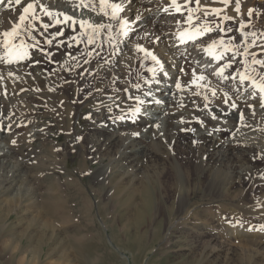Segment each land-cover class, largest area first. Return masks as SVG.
I'll use <instances>...</instances> for the list:
<instances>
[{
  "label": "bare ground",
  "instance_id": "bare-ground-1",
  "mask_svg": "<svg viewBox=\"0 0 264 264\" xmlns=\"http://www.w3.org/2000/svg\"><path fill=\"white\" fill-rule=\"evenodd\" d=\"M146 1L150 2V7L155 11L153 16H150V13L141 7V14L134 16L132 20L129 21L126 19L127 17H122V15L118 16V19L122 18L126 21L128 28L138 30L152 17L157 20L160 15H164L165 18L176 15L170 0ZM31 2L39 4L41 0H21L19 5L15 3V0H0V10L6 7L4 13L0 14V56L5 54L3 33L11 31L16 24H20L19 16L24 14V7ZM160 2L162 5H166L168 11L159 13L163 6L156 8V5ZM177 2L182 6L181 13L185 16L186 22L182 28H179V32L163 34L156 40L153 47H149V44L143 43L141 45L139 42L132 41L129 32L125 33L127 27L125 32L121 33L118 19H111L112 10L108 4H105V11L108 15H102L100 0H42V5L48 7L53 19L49 20L44 13L39 12V8H37L36 15L41 18V23L51 26L44 29L39 24L33 23L30 17L26 19L23 24H20V35L15 39H9L11 43L18 44L23 40L30 45V48L25 50L28 53V58L11 64L0 61V111H2L3 105L9 111H7L8 114H3V118L0 117V127H7L5 122L13 113L21 117L20 119L23 118V120H19V125L17 124L16 128L26 130L28 126L36 125L37 121L34 117L38 113L44 112L54 116L53 121L55 126H59L58 129L70 133L67 142L71 145L74 144L71 150L73 152L74 149L77 154L76 158L79 157L78 173L71 174L70 171H67L62 182L45 176H41L35 182L33 180V184H29L27 189L35 193L37 190L40 192V199L35 200L34 204L37 202L39 206L43 207L79 206L92 208L96 205L97 207L115 206L117 202L124 205L135 200V203H140L142 207L146 203L147 206H160L167 212L171 232H175V226L185 225L186 220L191 219V217L194 219L193 227L201 223H207L206 225L208 222L217 223L224 231V235H221L222 238L236 239L250 245L251 260L253 259L255 263L260 254L264 253V154L259 155L264 150V144L252 145V143L244 141L243 135L240 138L239 134H244L242 129L245 125L247 127L254 125L256 129L264 130V110L262 111L260 93L258 88L253 86L252 79L254 78L255 85L264 83L258 77V75L264 76V71L258 69L260 66L251 63L252 56L262 60L259 55L264 53V33L256 37L251 30L253 23L250 24L251 26L249 23L246 24L245 15L247 13L245 12L247 9L245 10L246 1L244 0H228L227 4L221 3L220 0H201L200 11H195L196 6H192V2L195 0L188 3L187 8H183L185 0H177ZM108 3L123 5L124 10L129 4L131 6L128 9L134 8L133 0H108ZM237 3L239 4L238 13L235 11ZM189 8L193 9L194 12L191 22L187 20ZM92 9L95 10L92 11ZM204 9L209 10L206 16ZM213 10H219L218 20H215L216 15ZM84 13L86 14L84 15ZM63 15L72 17L76 24H65L62 19ZM137 17L140 20L136 22ZM56 19H60V23H56ZM81 20L95 24L99 30L94 34L91 30L82 32L78 27ZM242 24L245 27L241 28ZM28 25H31L34 31L30 29L28 31ZM232 25H238L241 32L246 33L247 37L249 36V41L242 44L236 38V41L230 43L238 45V50L243 51L244 54L237 56L235 63H227L226 65L230 64V66L227 67L222 76L206 78L203 70L194 69L189 61L184 58L179 61L180 57L176 59V56H173L177 50L173 49L174 45L183 50L189 45L193 46L192 43L200 39L194 42H200L198 44L200 50L196 48L197 54L192 59L193 62L202 63L207 59L215 60L213 56H219L216 55L217 49H225V44L224 47L219 46V42L225 37L220 34L213 37L207 36L222 26L225 28L224 35L226 36L233 32ZM198 30L200 31L198 32ZM180 32L185 35L182 37ZM105 33L111 35L109 38L112 41L101 37ZM89 36L92 37L91 43L88 40ZM32 38H38L35 45L31 43ZM75 40H80L84 44L82 50L72 44ZM134 40L136 39L134 38ZM253 41L255 46H253ZM214 42H216L217 47L206 52L205 49ZM245 45H247V53H245ZM141 46L146 48L144 59L141 58V51L138 55L135 54V50ZM108 52L112 53L113 57L105 59L103 56L107 55ZM147 53L155 55L159 63H154L152 57ZM137 64L138 67L136 68ZM34 67H37L39 72L34 70ZM260 68L264 70V67ZM150 69H155V71H150ZM228 72L232 74H227ZM244 72L250 79L242 83L240 74ZM225 75H228L229 87L224 83ZM201 76L204 77L203 80L199 79ZM162 80L166 81L168 85L163 84L161 87H157V81ZM177 83L181 85L179 90L176 87ZM145 87L158 88L160 93H167V98L164 99L165 101L156 102L150 98L136 97L130 100L126 99L127 102L124 103L123 98L129 93L136 96V93L146 89ZM247 92L253 96L248 97L249 93ZM199 93V98H197ZM156 95L159 94L156 93ZM22 96H27L29 102L41 101L44 108L34 107L30 109L24 107ZM90 98L93 99L95 108L88 109L93 113L86 123V129L80 133L74 126L80 119H78L77 113L79 109H83V106L86 108L93 107L86 103ZM108 98L113 100L112 103L106 101ZM204 98L207 99L206 105L203 104ZM1 101L7 103L1 104ZM104 103L108 105L102 106ZM129 105L137 110L156 108L159 110V117L167 111L165 120L163 119L161 123H158L159 126L163 124V134H160L158 124L148 126L151 123L150 120L137 113L140 111L136 113L118 111L120 107L124 110V107ZM208 109L226 115L227 118H225L226 116L208 118L202 114ZM180 110L184 112L175 114L176 111ZM242 114L243 121L239 122ZM98 115L102 116H100V120L97 119ZM101 121L103 124H100ZM175 121L176 123H174ZM97 122L100 123L97 124ZM119 125L120 128H123L125 137L115 134V129ZM36 130L34 135H29V131L22 135L15 134L18 135L16 142L27 148L34 140L45 141L47 137L43 129ZM226 136L229 138L226 139ZM225 139L229 140L226 145ZM115 146L123 148L120 152L117 150L118 158H121L120 161L123 160L129 164L135 162L136 167L142 168L143 172L137 174L132 166H129L131 167L129 172L121 171L120 169H124L123 166L119 169L110 167L105 170L99 168L93 173L92 178L90 177L92 180L90 179V182L83 184L82 178L84 176L80 174L85 175L88 172L86 160L97 155L102 148L109 150ZM65 150L67 149L62 148V152ZM16 152L14 148L6 147V144L0 145V159L2 160L5 158L16 159ZM32 153L28 152L27 154L29 156ZM56 153L54 155V151H52L54 155L53 165L57 164V155L60 154V152ZM100 157H95L98 164L102 162ZM132 157H136L138 160L134 159L133 161ZM141 160L142 162H140ZM40 161L39 165L30 166L27 169L35 171L40 170L42 166L46 168L43 160ZM64 162L67 163L65 159ZM149 163L152 165L147 166ZM18 166L22 165L19 164L16 168ZM108 166L110 165L108 164ZM53 168L54 166L47 170L55 173ZM156 168L160 169V172H156ZM101 179L105 184H100ZM95 181L97 183H94ZM24 182L25 184L29 183V180L26 181L25 179ZM232 185L241 186L245 194L251 195L247 203L245 201L244 203L240 202L243 199L242 194L234 195L229 192ZM216 190H219L223 198H216L220 197L217 196ZM197 196L201 198L196 200ZM23 199L11 197L6 202L8 205L21 203ZM24 201L27 204L33 202L29 197ZM226 202L241 203L238 206L235 205L237 217L231 218L230 222L227 221L229 219H222L215 214L216 210H214L215 207L218 208L219 204ZM197 208L200 209V212H197ZM85 217L87 218L83 220L88 222L89 216L86 215ZM158 218V216L151 217V221L156 222ZM46 219L50 218L46 217ZM53 220L55 219L53 218ZM249 224L257 226V229L255 228L251 234ZM43 225H46L43 226L46 227L43 228L44 233L49 232L53 235L55 229L45 222ZM212 229L214 230V227ZM211 232L203 231L199 234L205 235L208 242L211 243V241L220 238V235L216 236ZM47 238L50 240L51 236ZM95 238L100 240L102 237L97 233ZM12 239L20 241L19 236ZM83 239L85 242H89L88 237ZM20 244L18 245L19 248ZM207 245H204V248ZM36 249L40 251V248ZM223 250L212 247L209 252L211 254H214V251L217 252V257L224 253V262L235 257L242 259V255L236 251ZM66 264L69 263L66 262Z\"/></svg>",
  "mask_w": 264,
  "mask_h": 264
},
{
  "label": "rangeland",
  "instance_id": "rangeland-1",
  "mask_svg": "<svg viewBox=\"0 0 264 264\" xmlns=\"http://www.w3.org/2000/svg\"><path fill=\"white\" fill-rule=\"evenodd\" d=\"M133 1H134V8L132 7L128 9L131 6L129 4L126 7V9L123 11V13L118 14V16L122 15V17L125 18L127 17L126 19L130 21L134 18V16L137 15L139 16L141 14L140 12L141 7L146 9V12L150 13V16H153L155 14L154 9L150 7L151 6L150 2L146 0H133ZM244 1H246L245 10L247 9V11L245 12L247 13L245 15V19H246L245 21H247L246 24L249 23L250 25L253 23L252 24L253 26L250 25L251 30L253 34L256 35V37H259L264 33V25H263L264 0H244ZM192 3H193L192 6L194 5L196 6V4H194L195 2ZM162 6L163 8L159 13H164L165 12L164 9H166L167 7L165 4L162 5V2L156 5V8ZM4 8L5 9L2 8V10H0V14H2V12L4 13L6 7ZM249 10H253L252 11L253 16H251L253 20L251 19V17L248 16ZM85 14L86 13H84V15ZM175 14H176L175 16H170L168 18H165L164 15H160V17L157 20H155L152 17V19L149 20L148 23H146L145 25L142 24L143 26L139 27L140 29L138 28L137 30L127 27L128 28L127 31L125 32L124 30V32L125 33L129 32V35L132 36L131 38L132 41L139 42L141 45L143 43H146L149 44V47L150 46L153 47V44L156 42L158 38H160L161 35L166 33L168 34V33L179 32L180 30L179 28H182L183 24L186 22L183 13L175 12ZM218 17L216 15L215 20H218L217 19ZM138 20H140L139 17H137V20L135 21L137 22ZM112 28L111 31L113 30ZM232 28L234 29L233 32L225 36L224 35L225 28L223 26L218 27L215 32L210 33L207 37L218 36L219 34L223 35L225 38L222 41L226 45L225 47H228L230 43L236 41V38H238V41H240V43L242 44L243 43L245 44L246 41H249L248 38L249 36L247 37L246 33L243 32L245 35L243 36L241 35L242 32L238 27V25H232ZM27 30L29 31V28H27ZM116 30L118 29L116 28ZM182 33L183 32H180L179 34ZM109 36H111L109 33H105L101 35L103 39L112 41V39H110ZM134 38L136 40H134ZM37 40L38 38H32L31 43L35 45ZM197 40H195L194 42H196ZM194 42L192 43L193 46L189 45L186 49L184 48L183 50H181L180 47L177 48V45H174L173 49L174 50L177 49V50L176 53L173 54V56H176V59L180 57L178 59L179 61H181V59L183 60V58L189 61L194 67V69L203 70L205 74L204 76L206 78H214L215 76H219V77L222 76V74L226 72L225 71L227 69L226 64L233 62L235 63L236 62L235 59L237 58V56L244 53L243 51L238 50L236 52V57L232 59L233 52L231 48L229 49L230 51L228 50L229 52L227 53L225 52V49L219 48L217 49L216 55H219L220 53H224V54L226 53L225 55H223V58H219L215 60L207 59L202 63H198V62L194 63L192 59H194L195 54H197L196 53L197 49H199L200 47V45H198L200 42L199 43L198 42L194 43ZM72 44L76 45V47H78L81 50L84 48V44L80 40H75ZM140 48L144 50L141 51L142 53L141 58L144 59L146 55L145 53L146 48L144 46H141ZM140 48H137L135 50L136 55L139 54L138 49ZM180 50L181 52H179ZM259 56L262 57L261 58L262 60H264L263 57L264 53H262V55L260 54ZM103 57L105 59H109L110 57L113 56L112 53L108 52L107 55H104ZM252 58L253 56L251 57V60ZM137 67L138 64L136 65V68ZM258 69L260 71H264L260 67H258ZM34 70L39 72V69L37 67H34ZM217 73H222V74L218 75ZM227 74H232V73L228 72ZM227 76L228 75H225L224 83H226V86L229 87L230 84L227 81ZM258 77L259 79H261L262 76L258 75ZM163 84L168 85V83L164 80L160 82L157 81L156 83L157 87H161ZM145 88L146 89L144 90L138 91L136 93V96H133V94L129 93L126 97H124L125 99L123 98L124 103L127 102L126 99L130 100L136 97L141 99L150 98L156 102L163 101L164 99L167 98V93L164 92L160 93L158 88H149V87H145ZM156 93L159 95L155 96ZM247 93H249L248 97L253 96L252 94H250V92ZM199 95L200 93L198 94L197 98H199ZM26 97L27 96L21 97L24 100V105H25V106L23 105L24 107L30 109L34 107L44 108V105L41 101L29 102V100H27ZM106 101H109L108 103H112L113 100L111 98H108ZM2 103H7V102L1 101V104ZM86 103H89L93 107L86 108V106H83L84 110L81 108L83 112L81 111V109H79L77 116L78 119L79 118L80 119L74 126L77 132L80 133L86 129V123L91 118V115L93 113V111L91 110L95 108L94 106L95 103L93 102L92 98H90ZM203 104L205 105L207 104V99L205 98L203 99ZM107 105L108 104L104 103V105L102 106H107ZM2 107H3L2 111H0L1 118L4 117L3 114L5 113L8 114L7 113L8 110L6 109L7 107L4 105ZM124 108L125 109L122 110L123 108L120 107L118 111L121 113L129 112V111L134 113L137 112V109L134 108L133 106L130 107V105ZM263 110H264V106L262 107V111ZM138 111L140 112L137 113H140L144 118L146 117V119L150 120L151 123H149L148 126L158 124L159 122L161 123L163 119L166 117V113H167L166 111V113H163L159 117L160 115L159 110H156V108L155 109L151 108L150 110L138 109ZM182 112L184 111L183 110L176 111L175 114ZM202 114L208 118L210 117L214 118L215 116H221V117L226 116L219 114L217 111L211 109L204 111ZM100 116L101 115H98L97 117L98 120L101 119L102 116L101 117ZM17 117L18 116L11 113V115H9V117L5 122V124H7L6 125L7 127H3V126L0 127V145L3 146L6 144V147L14 148L15 151H17L16 159H11V158L10 159L5 158L4 160L0 159V204H1L0 264H55V263L63 264L64 262H65L64 264H66V262L69 264H84L88 262L90 264H240L241 262L242 264L254 263V260L253 259L251 260L252 253L249 252L250 245H247L244 242L236 239L230 240L227 238L226 239L222 238L221 235L222 234L224 235V231H222L221 226L217 223L215 224L214 222H210V223L208 222L209 226L206 225L207 223L206 224L201 223L193 227L194 219L193 217H191V219L186 220L185 225H179L178 223V225L181 227L178 226L179 227L178 228L175 226L174 227L175 232H171V229L169 227L170 222L167 216V212L165 211L164 208L160 206H156V207L154 205L147 206L148 204L146 203L145 206L142 207L140 203L139 204L135 203V200L125 203L124 205L117 202L115 206L97 207L96 205L92 208H82L79 206L43 207V206H39L37 202H36L37 205L34 204L35 200L38 201L40 199L39 197L40 192L38 190L36 191V193L31 192L30 189H27L28 185L33 184V180L35 182L36 179L41 178V176H45L47 178H55L57 181L62 182L67 175V171H70L71 174L78 173L77 168H78L79 157L76 158L77 157L76 152H74V149L73 152L71 150L74 144L71 145L69 142H67L70 133L68 134V132L63 131L60 128L58 129L59 126L58 127L55 126L53 121V117H54L53 115L44 112L38 113L34 117V119L37 121V124L33 125L32 127L28 126L26 130H20L19 128H16V126L19 125L18 122L23 120V118L20 119L21 117L18 118ZM225 118H227V116ZM239 120H240L239 122H241V118ZM75 122L76 121L74 119V123ZM99 123L100 122H97V124ZM174 123H176V121ZM100 124H103V121H101ZM162 125L163 124L160 125L161 128L159 124L157 125V127L159 126L158 130L160 131V134H163L162 130H164V127ZM121 127H125V126H121ZM36 129H43V132L46 134L47 137L45 141L34 140L29 144V146H27V148L29 147L28 149L26 148V146L19 145V143L16 142V138L18 135L15 134L22 135L24 134V132L29 131L28 133L29 135L31 134L34 135L35 132L37 131ZM122 129L123 128H120V125L116 127L115 134L117 135L119 134L120 136L123 135L125 137V134H123ZM242 130L244 131L243 132L244 134H239V135L240 138L241 135H243L244 141L252 143V145L255 146L261 143L264 144V130L256 129L254 125L252 127L251 126L247 127V125H245L244 129ZM13 137L14 139H12ZM225 138L228 139L229 136H226ZM228 141L229 140L224 141L225 145L228 144ZM22 147L24 148V150H21L23 149ZM62 148L67 150L62 152ZM117 150H119L120 152L121 150H123V148L118 146H115L109 150H104V148H102L101 151L97 153V155L88 158L86 160L88 172L85 175L80 174L84 176L82 178L83 184H87L88 182H90L92 180L91 178L93 173L99 168L105 170L110 167L119 169L121 166H123L124 169H120V170L121 171L125 170L129 172V169L131 168L129 166H132L134 167V171L137 174L143 172L142 168H140L139 166L136 167L135 162L129 164L123 160L120 161L121 158H118L119 154H117ZM52 151H54V155L55 152H57L56 154L60 152V154L57 155L58 159H57V164L55 165H53L54 155L52 154ZM28 152H33V153L28 156L27 154ZM261 154H264V150L259 155ZM128 155H130L129 152ZM97 156H101L100 159L102 160V162H100L99 164L96 161L97 159L95 160V157L97 158ZM64 159L67 161V163L64 162ZM131 159H133V161L134 159L136 161L138 160V158L136 159V157H132ZM40 160H43L46 168L42 166L40 170H35V171H31L27 169L30 166L39 165L40 164L39 162H41ZM63 162L65 163V165ZM140 162H142V160ZM19 164H21L22 166L20 167L18 166V168H16L17 165ZM108 164L110 166H108ZM151 165H152L151 163L147 164V166H151ZM53 166H54L53 170L55 169V173H51V171L49 172V170H47L48 168H51ZM156 172H160V169L156 168ZM25 179L26 181L29 180V183L25 184L24 182ZM94 183L97 182L95 181ZM100 184H105V183L102 181ZM216 191H217L216 192L217 196H220L216 198H223L219 190ZM242 191L243 188L238 185H232L230 186L229 189V192L233 193L234 195L242 194L243 199L240 202L244 203L245 201L247 203L251 195L245 194L244 191L242 193ZM11 197L13 198L18 197L24 199L29 197L30 199L33 200V202L31 204L29 203L27 204V202H25L23 199L21 203L20 202L11 203L8 205L6 201L8 200V198ZM198 198L201 197L197 196L196 200H198ZM240 202H234V203L226 202L219 204L220 207L218 206L217 209L216 207L214 209L216 210L215 214L220 216L222 219H229L227 221L230 222L231 218L233 219V217L234 218L237 217L236 206L241 204ZM157 208L158 211H156ZM197 212H200L199 208H197ZM86 215L89 216L90 222L89 221L86 222L85 220H83L87 218L85 217ZM155 216L159 217L158 220L156 222L151 221V217H155ZM46 217L50 219H46ZM53 218L55 220H53ZM201 218H203V216ZM199 220L201 221V219ZM44 222L47 223L48 226L50 227L52 226L53 229H55L53 233L50 230H48L53 235H51L49 232L44 233L45 231L43 228H46L43 227L46 226L43 225ZM202 224H204L205 226ZM53 225H55L56 227ZM213 227L214 230L212 229ZM210 228L212 230H209ZM255 228L257 229V226L255 227L252 224H249L250 234L254 232ZM203 231L205 232L212 231L211 232L212 234L216 236L220 235V238H217L215 241H211L210 243L208 242V239L205 235L199 234ZM97 233L101 235L102 238L100 240L102 241H100L99 239L98 241L95 238V234ZM12 236L14 238H17L19 236L20 241L17 239H16L17 241H15L14 239H12L13 238ZM49 236H51L50 240L47 238ZM84 237H88L89 242H85L83 239ZM28 238L30 239L28 240ZM18 243L19 244L21 243L20 248L18 246L19 245ZM204 245L207 246H205L204 248ZM212 247L214 248L217 247L222 250L224 249L223 251L228 249L236 251L242 255L241 257L242 259H237L235 257L233 259H230L228 262H224L225 259V257L223 256L224 253L220 254V256L217 257V252L214 251V254L213 253L211 254V252H209L212 249ZM36 248H40V251H38ZM50 250H52L53 253ZM37 252H39V254H37ZM254 264H264V253L260 254V257L255 261Z\"/></svg>",
  "mask_w": 264,
  "mask_h": 264
},
{
  "label": "snow or ice",
  "instance_id": "snow-or-ice-1",
  "mask_svg": "<svg viewBox=\"0 0 264 264\" xmlns=\"http://www.w3.org/2000/svg\"><path fill=\"white\" fill-rule=\"evenodd\" d=\"M171 2V6L174 8V10L178 13L182 12V6L180 4H178L177 0H170ZM192 2V0H185V3L183 5V8H187L188 3ZM221 3L227 4L228 0H220ZM16 4H21V0H15ZM105 4H108V7L111 8L112 10V14H111V19H118V14L123 13L124 8L123 5L120 4H116V3H108V0H100V5H101V14L104 16H107L108 13L105 11ZM195 4H196V9L195 11H200V4H201V0H195ZM85 7H87V5L85 4ZM37 8H39V12L44 13L45 16H47L49 18V20L53 19L52 17V13L51 11L48 9V7L43 6L42 5V0L41 3H36V2H31V3H27V6L24 7L23 9V15L19 16V21L20 24H23L26 19H28L29 17L31 18L33 23L39 24L40 27L47 29L48 27H50V24H44L41 23V18L38 17L36 15L37 12ZM95 9H92V11H94ZM165 11H168V9H164ZM235 11L238 13L239 12V4L237 3ZM209 10L208 9H204V14L205 16L208 15ZM214 14L219 16V10H213ZM193 9H188V15H187V20L189 22L192 21L193 19ZM252 15V11L249 10V17H251ZM58 16H60V14H58ZM63 22L65 24L67 23H72V24H76V21L72 19V17H69L68 15H63L62 16ZM118 22L120 23V27H121V33H124V30L127 27V22L124 21L122 18L118 19ZM56 23H60V19H56ZM20 24H16L11 31H5L3 33L4 36V41H3V46L5 48V54L4 56H0V61H3L5 63L11 64V63H18L20 61L25 60L26 58H28V53L25 51L26 49L30 48V45L26 44L23 40L20 41V43H11L9 38L15 39L20 35L21 29H20ZM79 29L83 32L85 30H91V32L94 34L95 32H97L99 29L95 24L89 23V21L87 20H81L79 22L78 25ZM245 27V25H241V28ZM28 28L31 31H34L33 28H31V25H28ZM200 30H198L199 32ZM207 31V30H205ZM198 34V33H197ZM185 34L182 33L181 36L183 37ZM241 35H245L244 33H241ZM89 43H91L92 41V37L89 36L88 37ZM219 46L224 47V42L220 41L219 42ZM253 46H255V42L253 41ZM217 47L216 42H214L213 44L209 45L208 48L205 49L206 52L209 51V49L215 48ZM238 45H234V44H230L228 47H225V52H227L230 48L232 49L233 52V59L236 56V52L238 51ZM139 51H144L143 49H138ZM245 53H247V45H245ZM148 55H150L152 57V61L154 63H159L158 58L151 54V53H147ZM244 53H242L243 55ZM224 53H220L219 56H213V59H219V58H223ZM247 63V62H245ZM252 65H258L260 67H264V60H259L257 59L255 56H253L252 60H251ZM229 65H226V67H229ZM150 71H155V69H150ZM218 75H221L222 73H217ZM199 79L203 80L204 77L201 76L199 77ZM250 79L245 73H241L240 74V81L243 83L246 80ZM253 79V86L258 88V91L260 93V99H261V106H264V83H261L260 85H255L254 83V78ZM261 80L264 81V76L261 77ZM177 89L179 90L181 88V85L179 83L176 84ZM138 111V110H137ZM241 120L243 121V114L241 115ZM15 143V142H13Z\"/></svg>",
  "mask_w": 264,
  "mask_h": 264
}]
</instances>
